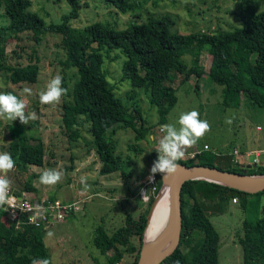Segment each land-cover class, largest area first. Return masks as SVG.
<instances>
[{"label": "trees", "instance_id": "obj_1", "mask_svg": "<svg viewBox=\"0 0 264 264\" xmlns=\"http://www.w3.org/2000/svg\"><path fill=\"white\" fill-rule=\"evenodd\" d=\"M105 1L122 13L136 10L141 5L140 0ZM76 2L69 0L71 9L62 14L60 22H46L32 11L31 0H0V5L7 18L4 30L17 36L28 32L35 43H39L48 33L60 36L59 44L64 51L60 64L63 69H75L71 100L62 103V121L71 139L80 137V127L87 125L91 143L101 162L100 174L121 171L123 177L127 176L122 170L121 156L115 152L116 144L110 138L112 134L118 129H131L137 142L143 140L151 129L135 104L126 105L116 96L103 69L102 50L119 51L123 56L122 77L134 89H142L150 104L156 107L161 121L177 102L176 88L167 84L173 81V75H182L181 83L192 74L197 79L201 77L199 64L188 65L182 59L194 46L195 54L207 48L212 57L209 76L221 86L223 106L239 107L242 98L247 97L264 107V8L255 10L251 6L246 7L240 15L239 24L232 29L181 33L171 30L173 20L168 13L151 17L145 22L132 19L122 29L100 21L75 27L70 20L78 15ZM134 16L139 18L140 14L134 13ZM4 60L0 53V69H5L11 82L37 81V60L26 65L7 66ZM66 78H63V86L66 85ZM161 96L168 98V102ZM15 129L18 134L8 147L15 167L42 165L45 150L43 140L27 136L20 125ZM132 147L139 150L136 144ZM177 162L216 166L206 151ZM218 168L264 174V164L259 163L249 168L246 165ZM155 176L157 190L138 217L127 212L124 223L111 232L103 224L95 227L94 246L102 255H107V252L110 255L103 262L95 260L94 264H118L128 247L133 253L128 264L136 263L143 244L147 213L162 186L161 173L157 172ZM16 184L20 188L14 190L16 194L24 190L40 196L31 183V177L24 183ZM262 194L264 190L249 193L205 179L184 182L181 190L180 241L177 248L159 264H218L220 235L206 211L219 212L233 198H238L245 213L241 234L237 237L242 247L243 264H264V204L259 206ZM1 214L0 211V217ZM41 229L25 226L23 230H16L0 220V264H31L32 259H50ZM133 238H137V245Z\"/></svg>", "mask_w": 264, "mask_h": 264}, {"label": "rangeland", "instance_id": "obj_2", "mask_svg": "<svg viewBox=\"0 0 264 264\" xmlns=\"http://www.w3.org/2000/svg\"><path fill=\"white\" fill-rule=\"evenodd\" d=\"M76 1L78 15L70 20L75 27L100 21L122 29L132 19L145 22L151 17L168 13L173 20L171 30L181 33L195 30L210 32L217 28L232 29L239 24L240 15L245 12L246 7L251 6L255 10L264 8L263 0H188L187 3L184 0H140L139 8L122 13L105 0ZM31 2L32 11L46 22H60L62 14L71 9L69 0ZM134 13H139V18H136ZM5 25L7 18L3 6L0 5V53L5 58L3 63L6 66L26 65L37 60L38 76L37 81L33 83H13L8 79L5 69L1 68L0 91L18 95L26 103V114L35 111L39 119L30 121L28 125H22L19 118L13 121L0 119V152L8 153L10 142L18 134L15 128L19 125L27 136L41 138L45 150L42 165L14 167L6 174L0 175H6L16 191L20 189L17 182L24 183L31 177V183L40 196L64 201L75 200L80 208L77 212L67 214L63 220H55L49 227L41 229L53 264H94L95 260L105 261L110 252L102 255L94 246L92 240L95 227L103 224L111 232L124 223L127 212L138 217L145 210L147 201L139 198V190L149 178L150 168L158 155L157 141L163 135L160 126L176 123L183 111L197 110L200 119L207 120L211 126V130L195 146L186 150L183 160L190 158L189 153L194 150L197 153L206 151L212 156L213 163L221 168L229 165L239 168L243 165L240 157H245L244 159L250 162L257 157L264 159V151L260 156L255 155L256 150L264 146V107L247 97L242 98L239 107L222 105L221 86L214 83L209 76L212 57L207 48L195 54L194 46L192 51L183 55L182 59L188 65L197 63L201 66V77L197 79V76L192 74L187 81L181 83L182 75H173V81L167 84L176 88L177 102L163 121L159 119L156 107L150 104L142 89H134L130 82L122 77L123 56L119 51L102 50L103 69L116 96L126 105L135 104L151 129L143 140L137 142L131 129H118L112 134L110 138L116 144L115 152L121 156L122 170L127 176L123 177L121 171L108 175L100 174L101 162L91 143L87 125L80 127V137L71 139L62 121V103L71 100L75 69H63L60 64L64 56L59 44L60 36L48 33L39 43H35L28 32L17 36L4 30ZM57 74L62 78L67 77L66 85H62L68 90L67 94L61 97L59 103L41 104L38 91L44 89L48 81ZM24 87L31 88L32 95L22 94ZM161 97L168 102V98ZM226 117H232L230 125L225 123ZM257 126L262 129L259 130ZM149 136L155 139L149 140ZM133 144H136L139 150L133 149ZM235 149L238 152L235 153ZM247 150L252 151L249 152L248 158L245 152ZM45 168L62 170L64 175L55 185H42L39 183V174ZM31 174L34 176H30ZM81 176L87 177L86 190L80 182ZM28 197H35L34 192H30ZM263 204L264 194L260 196L259 206ZM223 206L224 210L216 213L206 211L220 235L218 264H243L242 247L237 237L241 234L245 213L238 198L235 202L233 199L227 201ZM48 231H52L54 236L48 238ZM132 240L137 245V238ZM132 258L133 253L128 247L118 264H128Z\"/></svg>", "mask_w": 264, "mask_h": 264}, {"label": "clouds", "instance_id": "obj_3", "mask_svg": "<svg viewBox=\"0 0 264 264\" xmlns=\"http://www.w3.org/2000/svg\"><path fill=\"white\" fill-rule=\"evenodd\" d=\"M185 3L188 0H184ZM63 78L57 74L51 78L46 84L44 89L38 91V97L41 104H55L59 103L62 96L67 94V89L62 87ZM22 94L32 95V89L24 87ZM26 103L18 95L13 92L0 91V119L4 120H16L22 125H28L30 121L38 120L35 111L31 113L25 112ZM226 124L232 123V117H226ZM178 125V126H177ZM211 130V126L207 120L200 119V114L197 110L192 109L183 111L179 114L176 123H166L160 126V132L163 135L157 141L156 151L158 153L157 158L153 161L150 168V173H161L163 176L172 175L176 173L180 165L177 161H180L185 156V152L188 148L195 146L204 135ZM149 140L155 139L153 136L148 137ZM207 148V146H205ZM196 153H193L195 155ZM16 166L15 160L7 152H0V173H7ZM64 175L62 170H56L52 168H45L39 174V183L46 186H52L57 184ZM153 178L149 176V180ZM87 177L81 176L80 182L87 189L86 184ZM10 180L6 175H0V207L7 205V208H17L13 203V199H10L9 188ZM148 194H144L143 198L147 199ZM22 210L31 211L33 222L37 218H44L45 213L48 211L42 204L28 205ZM54 236L52 231L47 232V237ZM157 235H150L149 240L154 242ZM31 264H53L52 259H32ZM178 264V262H177Z\"/></svg>", "mask_w": 264, "mask_h": 264}, {"label": "water", "instance_id": "obj_4", "mask_svg": "<svg viewBox=\"0 0 264 264\" xmlns=\"http://www.w3.org/2000/svg\"><path fill=\"white\" fill-rule=\"evenodd\" d=\"M177 164L180 167H178L176 173L167 176L161 174V189L166 186L169 196L167 221L164 227L158 232L154 242H145L146 227L149 223L154 205L160 196V189L154 196L147 213L143 244L135 264H159L177 248L182 228L181 190L184 182L192 179H205L249 193L264 190V174L228 171L216 166L201 164L187 165L181 162H177ZM250 166L251 164L246 165L247 168Z\"/></svg>", "mask_w": 264, "mask_h": 264}, {"label": "built area", "instance_id": "obj_5", "mask_svg": "<svg viewBox=\"0 0 264 264\" xmlns=\"http://www.w3.org/2000/svg\"><path fill=\"white\" fill-rule=\"evenodd\" d=\"M238 152L237 149L234 151ZM193 153L197 152L194 150L190 152V158L194 157ZM256 157L259 155V152H255ZM256 162V161H255ZM153 176L151 180L147 178V180L140 186L139 197L143 201H148L150 196L154 195L156 192V176L155 174H150ZM149 175V176H150ZM162 190V189H161ZM30 192L21 190V193L18 195L15 193L14 189L10 185L9 188V196L10 199H13V203L17 208H5L7 205L0 207V211L2 212L0 220L5 222L7 225H12L16 230H23L24 227H34V228H47L51 225L53 221L63 220L68 213L77 212L80 208L77 201L68 200L64 201L59 198L49 199L42 196H35L33 198L28 197ZM144 194H148L147 199L143 198ZM234 202L237 198H233ZM42 204L44 208H47L48 211L45 213L44 218H37L35 222H33L31 211L22 210L21 208H25L28 205ZM79 208V209H78Z\"/></svg>", "mask_w": 264, "mask_h": 264}, {"label": "bare ground", "instance_id": "obj_6", "mask_svg": "<svg viewBox=\"0 0 264 264\" xmlns=\"http://www.w3.org/2000/svg\"><path fill=\"white\" fill-rule=\"evenodd\" d=\"M168 189L166 186L160 192V196L157 199L149 223L145 231V242H149L150 235H157L158 232L164 227L168 217Z\"/></svg>", "mask_w": 264, "mask_h": 264}, {"label": "crops", "instance_id": "obj_7", "mask_svg": "<svg viewBox=\"0 0 264 264\" xmlns=\"http://www.w3.org/2000/svg\"><path fill=\"white\" fill-rule=\"evenodd\" d=\"M257 128H259V130H261L262 128L260 127V126H257ZM251 150H247V151H245V152H247L246 153V158H248L249 157V152H250ZM257 152H259V155L258 156H260L261 155V153H263V151H264V146H261L258 150H256ZM252 152V151H251ZM239 158V157H238ZM245 157H240V159L239 160H241L242 162H243V165H247V164H254V163H258L259 162V164H264V159L263 160H260L258 157L257 158H255V159H253L252 160V162H250L249 160H247V159H244ZM256 161V162H255Z\"/></svg>", "mask_w": 264, "mask_h": 264}]
</instances>
